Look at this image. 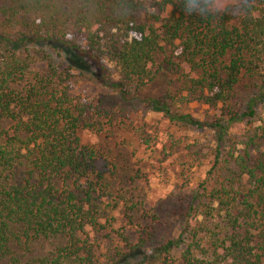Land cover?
<instances>
[{"label":"trees","instance_id":"trees-1","mask_svg":"<svg viewBox=\"0 0 264 264\" xmlns=\"http://www.w3.org/2000/svg\"><path fill=\"white\" fill-rule=\"evenodd\" d=\"M145 1L0 0V264H264V0L221 9L201 0L203 12L188 0ZM173 61L180 103L220 117L202 123L150 102L215 142L178 237L151 248V233L114 228L111 162L81 142L98 124L69 83L90 66L123 97ZM236 126L244 156L227 150ZM249 149H261L253 161ZM41 241L53 248L31 255Z\"/></svg>","mask_w":264,"mask_h":264},{"label":"rangeland","instance_id":"rangeland-1","mask_svg":"<svg viewBox=\"0 0 264 264\" xmlns=\"http://www.w3.org/2000/svg\"><path fill=\"white\" fill-rule=\"evenodd\" d=\"M239 1L243 0H216L215 5L221 9ZM144 4L147 8L148 2ZM176 63L162 67L142 91L123 97L100 86L89 74L90 66L85 72L74 71L75 78L69 83V93L87 110L86 118L98 124L96 129L79 132L81 142L97 149L100 160L111 162L112 194L121 200L112 213L114 228L127 230L133 239L136 232L151 233V248L178 237L193 193L213 161L215 142L208 130L170 123L163 114L152 110L150 102H167L173 113L190 115L202 123L220 117L216 109L180 103L184 93ZM45 69L43 62L30 66L32 72ZM243 131V126L229 131L236 138L231 142L235 146L227 150L236 157L247 152ZM260 152L261 149L248 151L252 161ZM51 248V243L41 241L33 246L31 255L43 256Z\"/></svg>","mask_w":264,"mask_h":264},{"label":"clouds","instance_id":"clouds-1","mask_svg":"<svg viewBox=\"0 0 264 264\" xmlns=\"http://www.w3.org/2000/svg\"><path fill=\"white\" fill-rule=\"evenodd\" d=\"M186 7L189 11L192 9H197L201 12L205 11V5L201 2V0H188Z\"/></svg>","mask_w":264,"mask_h":264}]
</instances>
